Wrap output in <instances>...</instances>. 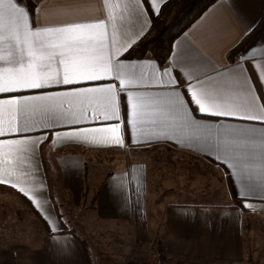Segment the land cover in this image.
Here are the masks:
<instances>
[{
  "label": "crops",
  "instance_id": "obj_1",
  "mask_svg": "<svg viewBox=\"0 0 264 264\" xmlns=\"http://www.w3.org/2000/svg\"><path fill=\"white\" fill-rule=\"evenodd\" d=\"M165 1L167 0H158L154 3L158 13ZM235 2L238 10L258 23L264 11V0ZM105 4V15L111 18L108 29L110 35H113L112 24L117 26L114 34L115 46L124 44L127 47L133 44L137 39L134 33L141 31L143 21V18L141 21L136 19V10L133 7L135 0H39L37 12L49 26H59L63 22L90 21L99 15V9ZM143 7L147 8V5ZM155 15L157 14L154 12L145 11L144 17L148 20L144 24L145 29L151 25ZM247 33L242 30L241 24L227 7V0H216L174 40L172 46L180 45L184 54L193 61L220 68L223 64L233 63L237 56L231 61L229 52ZM262 45L264 41L250 47L245 59L252 60L261 80H264ZM106 52L107 49L105 55ZM120 54H123V49ZM127 63L130 65L127 72L135 76L136 83L154 85L160 83L161 70L167 62L159 65L153 59L150 64L144 58H138ZM100 76L103 83H111L117 89L120 87L118 81L111 80L103 73ZM167 79L168 75L165 74L164 80ZM248 83L253 85L252 94L256 95L258 85L254 84V79ZM80 86L98 85L96 82H87ZM48 90L70 91L69 88ZM159 90L149 88L146 91ZM138 91L143 93L145 90ZM0 99H8V96L0 94ZM125 99V95L117 91L118 110L115 113L102 107V98L98 94L62 97L55 102L68 114H76L81 121L85 119L81 115L84 110L88 113L87 119L92 120L95 108L100 113V121L105 124H120L115 131L106 128L105 124L76 125L80 129H98L83 132L82 136L87 139L64 135L74 131V128L64 126L65 122L57 123L52 133L45 132L42 135L36 132L50 118L40 110L29 109L19 116L20 122H27L32 129L29 134L33 139L39 140L34 153L23 155L7 146H0V208L6 207L9 213L0 212V264H89L80 240L70 233L59 232L63 218L54 198L46 161L49 156L59 169L56 176L61 178V183H57L56 179L57 186L60 185L62 191L74 197L80 196L83 191L85 169L90 161L119 160V167L111 170L99 185L94 199V212L101 222H130L139 240L153 237L148 213L149 172L154 167L150 163L149 168L150 160L156 165V169L167 167L177 175L190 176L193 182L195 176L213 172L218 175L215 177L219 182L216 188L222 189L220 195L223 194L226 201L212 203L198 200L166 204L163 253L183 261L229 264L244 262V212L233 205V197H237L240 205L249 212L264 218V155L261 153L258 137L252 144L244 145L241 143L243 137L238 133L243 129L261 127L259 122H243L232 117L204 119L203 122L212 125L215 133L207 136L203 131L191 129L172 109L155 113L144 108L133 131V140L138 142L130 143L123 124ZM246 103L245 93L236 89H233L226 101L227 106L241 110ZM257 103L261 101L258 99ZM240 115H243L242 111ZM196 118L201 119L199 114ZM16 120L17 113L14 108L0 105V138H16L15 134H9L8 129L9 122L14 125ZM220 125L226 127L220 128ZM56 132L61 135L56 136ZM44 136L49 138L44 140ZM117 136L123 141L122 145H116ZM173 153L175 155L169 158ZM217 156L228 157L229 163L235 165L240 176L230 180L229 169L222 162H218ZM169 161L171 162L168 163ZM21 188L27 196L19 191ZM111 188L120 189V196L114 198ZM240 192H247V197L242 199L238 194ZM33 200L38 202L39 209L34 206ZM46 219L52 226V233L46 226ZM57 221L60 223L59 229L56 227ZM50 235L55 236L58 243L50 241Z\"/></svg>",
  "mask_w": 264,
  "mask_h": 264
},
{
  "label": "snow or ice",
  "instance_id": "obj_2",
  "mask_svg": "<svg viewBox=\"0 0 264 264\" xmlns=\"http://www.w3.org/2000/svg\"><path fill=\"white\" fill-rule=\"evenodd\" d=\"M156 2L158 0H135L133 7L136 10V19L141 21L143 18L141 31L134 33L137 39L133 44L127 47L120 44L116 47L114 34L117 26L112 24L113 35H110L108 29L111 18L105 15L106 4L99 9V15L90 21L63 22L59 26H49L37 12L39 0H0V94L8 96V99H0V105L14 108L17 113L16 123L13 125L10 121L8 124L9 134H15L16 138H0V146L14 149L19 155L34 153L37 150L39 138L33 139L29 134L32 129L27 122L22 124L19 120V116L29 109L40 110L50 117L47 123L35 130L36 132L42 135L45 132L52 133L57 123L65 122L64 126L74 128V131L64 135L87 139L82 136L83 132L98 129H80L76 125L105 124L99 120L100 113L93 108V118L89 121L88 113L84 110L81 115L85 119L81 121L76 114H68L55 102L62 97H87L90 94H98L102 98V107L115 113L118 110V91L126 97L123 124L130 143L138 142L133 140V131L143 114L142 109L148 108L155 113L172 109L191 129L203 131L207 136H213L215 133L212 131V125L203 122L204 119L232 117L243 122H259L261 127L240 130L238 135L243 137L241 143L244 145L252 144L258 137L259 147L264 155V80H261L252 60L245 59L250 48H245L232 64H223L217 68L191 60L184 54L180 45H170L159 84L141 85L135 82L134 75L128 74L130 65L127 62L132 60L136 46L145 39L150 29V24L148 29L144 28V24L148 23L144 13L150 11L158 15V9L154 7ZM143 5H147V8ZM227 7L244 32L255 31L256 21L248 19L238 10L235 0H227ZM143 58L150 64L153 59H162L148 53H144ZM246 72L248 75H245ZM100 73L118 81L120 87L117 89L111 83H103ZM165 74L168 75L167 81L164 80ZM252 79L254 84L258 85L256 95L252 94L253 85L248 83ZM87 82H96L98 86H80ZM50 88H69L70 91H50ZM149 88L160 90L146 91ZM140 89L145 91L141 93L138 91ZM233 89L244 92L247 97V103L242 110L226 104ZM24 92L38 94H22ZM258 99L261 103H257ZM211 108L219 110L210 111ZM241 111L243 115H240ZM197 114L201 119L196 118ZM105 127L115 131L120 124H105ZM55 135L60 136L61 133L56 132ZM48 138L43 137L44 140ZM115 143L122 145L123 141L117 136ZM216 159L229 169L230 180L240 176L235 170V165L229 163L228 157L217 156ZM19 191L24 193L23 188ZM110 192L114 198L121 194V190L117 188H111ZM24 194L27 196V193ZM238 194L242 199L248 195L247 192ZM32 202L39 209L38 202ZM45 223L52 233V226L48 224L47 219ZM56 227L60 228L59 221L56 222ZM49 240L58 243L55 236L50 235Z\"/></svg>",
  "mask_w": 264,
  "mask_h": 264
},
{
  "label": "rangeland",
  "instance_id": "obj_3",
  "mask_svg": "<svg viewBox=\"0 0 264 264\" xmlns=\"http://www.w3.org/2000/svg\"><path fill=\"white\" fill-rule=\"evenodd\" d=\"M174 155L173 153L169 158ZM46 161L58 209L66 225L75 229L80 239L86 242L91 264H229L183 261L166 255L162 257L157 245L164 230L166 204L198 200L212 203L226 201L223 194L220 195L222 189L216 188L219 182L215 177L218 175L213 172L197 175L193 182L190 176L177 175L167 167L156 169V165L150 160L149 168L150 163L154 167L149 172L148 213L153 237L139 240L130 222H101L94 212V199L99 185L107 173L119 167V160L90 161L85 169L83 191L78 197L68 195L59 188L60 185L57 186L56 179L57 183H61V178L56 176L59 173L57 164L50 156ZM1 211H6V207H1ZM5 213L9 214L7 211ZM245 230L246 255L244 262L240 264H264V218L259 215L246 218Z\"/></svg>",
  "mask_w": 264,
  "mask_h": 264
},
{
  "label": "trees",
  "instance_id": "obj_4",
  "mask_svg": "<svg viewBox=\"0 0 264 264\" xmlns=\"http://www.w3.org/2000/svg\"><path fill=\"white\" fill-rule=\"evenodd\" d=\"M216 0H167L165 1L158 15H155L151 20L150 29L144 40L140 42L135 48L132 59L143 58L144 53H148L150 56H159L161 61H155L159 65H163L167 62V53L169 52L170 45L174 40L181 35L196 19L202 15V13L212 5ZM264 41V11L255 25V31H250L243 37V39L229 52V59L233 61L236 56L240 55L245 48H250L253 45L259 44ZM108 173L107 175H109ZM106 175V176H107ZM13 191V190H11ZM237 197H233V205L239 207L244 212V224L246 218L257 216V214L249 212L246 208L240 205ZM62 229L60 233H70L78 238L83 246L84 254L89 264L91 260L87 251V244L84 240L80 239L75 229L68 227L66 223L61 220ZM162 235L157 242L158 250L162 257L163 244Z\"/></svg>",
  "mask_w": 264,
  "mask_h": 264
}]
</instances>
